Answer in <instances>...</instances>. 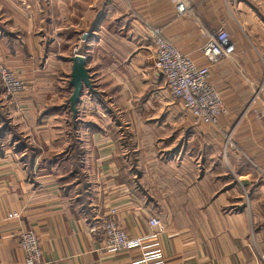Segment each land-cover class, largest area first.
I'll return each instance as SVG.
<instances>
[{"label": "crops", "instance_id": "obj_1", "mask_svg": "<svg viewBox=\"0 0 264 264\" xmlns=\"http://www.w3.org/2000/svg\"><path fill=\"white\" fill-rule=\"evenodd\" d=\"M184 1L188 18L169 0H0V65L24 84L0 88V264H23L28 229L46 264H264V2ZM221 27L235 49L209 67L225 110L210 127L170 96L150 31L202 68L201 32ZM111 210L154 236L103 251L89 226Z\"/></svg>", "mask_w": 264, "mask_h": 264}, {"label": "built area", "instance_id": "obj_2", "mask_svg": "<svg viewBox=\"0 0 264 264\" xmlns=\"http://www.w3.org/2000/svg\"><path fill=\"white\" fill-rule=\"evenodd\" d=\"M178 18H188L192 11L184 0H169ZM153 40V68L163 77L166 89L170 96L181 103L196 124L216 127L219 117L225 114V110L219 95L209 85V67L229 59L234 54V44L231 36L219 29L213 32L203 31L207 42L200 51L207 63V67L197 68L186 56L176 50L169 42L163 39L158 29L150 31ZM75 53V51H74ZM77 53V52H76ZM74 57L77 54L73 55ZM84 58V57H83ZM0 88L6 97L16 96L23 91L24 84L15 77L9 69L0 65ZM258 94L256 93L254 98ZM110 216L102 218L99 223H92L89 232L101 233L102 250L108 253H120L128 251L132 246L142 245L144 241L152 238L148 234L141 238L131 239ZM19 215L13 213L7 221L18 220ZM160 222L157 218L148 220V227L155 229ZM19 248L24 254L23 264H46L42 260V253L38 237L34 230L20 232L18 235ZM147 264V258H143Z\"/></svg>", "mask_w": 264, "mask_h": 264}, {"label": "water", "instance_id": "obj_3", "mask_svg": "<svg viewBox=\"0 0 264 264\" xmlns=\"http://www.w3.org/2000/svg\"><path fill=\"white\" fill-rule=\"evenodd\" d=\"M85 69V57H73L70 86L72 87L71 104L75 106L82 94L83 84L88 81Z\"/></svg>", "mask_w": 264, "mask_h": 264}, {"label": "rangeland", "instance_id": "obj_4", "mask_svg": "<svg viewBox=\"0 0 264 264\" xmlns=\"http://www.w3.org/2000/svg\"><path fill=\"white\" fill-rule=\"evenodd\" d=\"M250 2H251V4H253V5H256L257 4V0H249ZM261 2H264L263 0H261ZM233 19H238V18H233ZM261 19V21L262 22H264V20L262 19V18H260ZM219 29H221V30H223V31H225L227 34H229L225 29H224V27H221V28H219ZM218 29V30H219ZM229 36H230V34H229ZM259 91H261V89H259L258 88V92ZM257 93V92H256ZM255 96V95H254ZM263 101H264V98H263ZM264 106V105H263Z\"/></svg>", "mask_w": 264, "mask_h": 264}]
</instances>
